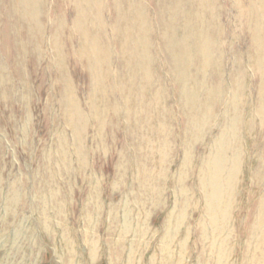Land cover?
Listing matches in <instances>:
<instances>
[{
	"label": "rangeland",
	"instance_id": "1",
	"mask_svg": "<svg viewBox=\"0 0 264 264\" xmlns=\"http://www.w3.org/2000/svg\"><path fill=\"white\" fill-rule=\"evenodd\" d=\"M122 1L0 0V264H264V0Z\"/></svg>",
	"mask_w": 264,
	"mask_h": 264
},
{
	"label": "bare ground",
	"instance_id": "2",
	"mask_svg": "<svg viewBox=\"0 0 264 264\" xmlns=\"http://www.w3.org/2000/svg\"><path fill=\"white\" fill-rule=\"evenodd\" d=\"M12 1H14V0H12ZM31 1H32V0H31ZM66 1H67V0H66ZM69 1H71V0H69ZM90 1H91V0H90ZM115 1H117V0H115ZM123 1H124V0H123ZM123 1H122V3L125 2V1H124V2H123ZM218 1H219V0H218ZM218 1H217V3H218ZM254 1H255V0H254ZM29 2H30V0H29ZM75 2H76V0H75ZM83 2H84V1H83ZM187 2H188V0H187ZM193 2H194V1H193ZM193 2H191V3L193 4ZM262 2H263V1H262ZM11 3H12V2H11ZM32 3H33V2H32ZM32 3H31V4H32ZM37 3H38V2H37ZM71 3H72V2H71ZM93 3H94V2H93ZM114 3H115V2H114ZM120 3H121V2H120ZM126 3H127V2H126ZM172 3H173V2H172ZM195 3H196V2H195ZM199 3H200V2H199ZM211 3H212V2H211ZM247 3H248V2H247ZM247 3H246V4H247ZM250 3H251V2H250ZM256 3H257V2H256ZM256 3H255V4H256ZM14 4H15V2H14ZM20 4H21V3H20ZM80 4H81V3H80ZM94 4H96V3H94ZM137 4H138V3H137ZM184 4H185V7H186V3H184ZM187 4H189V3H187ZM206 4H207V3H206ZM209 4H210V3H209ZM248 4H249V3H248ZM257 4H258V3H257ZM15 5H16V4H15ZM72 5H73V4H72ZM121 5H122V4H121ZM199 5H200V4H199ZM210 5H211V4H210ZM210 5H209V6H210ZM251 5H252V4H251ZM258 5H259V4H258ZM263 5H264V4H263ZM13 6H14V5H13ZM22 6H23V5L21 4V7H22ZM30 6H32V5H30ZM76 6H77V3H76ZM81 6L83 7V5H81ZM86 6H87V5H86ZM94 6H95V5H94ZM122 6H123V5H122ZM125 6H126V4H125ZM134 6H136V5H134ZM134 6H133V7H134ZM137 6H138V5H137ZM170 6H171V5H170ZM196 6H197V5H196ZM209 6H208V7H209ZM215 6H216V5H215ZM218 6H219V4H218ZM248 6H249V5H248ZM77 7H79V6H77ZM90 7H92V4H91ZM127 7H128V4H127ZM194 7H195V6H193V8H194ZM204 7H205V6H204ZM206 7H207V5H206ZM206 7H205V10H206ZM255 7H256V6H255ZM255 7H253L252 10H253ZM11 8H12V7H11ZM23 8H24V7H23ZM83 8H84V7H83ZM87 8H88V7H87ZM95 8H96V7H95ZM137 8H138V7H137ZM137 8H136V10H137ZM187 8H188V7H186L185 9H187ZM197 8H198V7H197ZM217 8H218V7H217ZM244 8H245V7H244ZM249 8H250V7H249ZM258 8H259V7H258ZM12 9H13V8H12ZM14 9H15V7H14ZM17 9H19V8L16 7L15 11H16ZM76 9H77V8H76ZM88 9H89V8H88ZM88 9H87V10H88ZM116 9H118V8H116ZM122 9H124V8H121V6H120V10H122ZM131 9L134 10V8H132V7H131ZM158 9H159V8H158ZM167 9H168V8H167ZM167 9H166V10H167ZM188 9H189V8H188ZM188 9H187V11H188ZM199 9H201V8H199ZM210 9H211V8H210ZM212 9H214V8H212ZM28 10H29V9H28ZM78 10L80 11V9H78ZM81 10H82V9H81ZM85 10H86V9H85ZM126 10H127V9H126ZM138 10H139V9H138ZM159 10H160V9H159ZM195 10H196V9H195ZM244 10L246 11V9H244ZM20 11H21V10H20ZM25 11H27V10H25ZM89 11H90V10H89ZM94 11H95V10H94ZM130 11H131V10H130ZM207 11H208V9H207ZM258 11H259V9H258ZM258 11H256V13H257ZM80 12H81V11H80ZM82 12L84 13V10H83ZM82 12H81V14H82ZM96 12H97V11H96ZM117 12H118V10H117ZM122 12H123V10H122ZM132 12H133V11H132ZM136 12H137V11H136ZM166 12H167V11H166ZM182 12H183V11H182ZM190 12H191V11H190ZM193 12H194V9H193ZM197 12H198V9H197ZM205 12H206V11H205ZM208 12H209V11H208ZM212 12H213V11H212ZM214 12H216V11L214 10ZM214 12H213V13H214ZM14 13H15V12H14ZM14 13H12V14H14ZM27 13H28V12H27ZM86 13H87V15H88V12H87V11H86ZM90 13L92 14V12H90ZM123 13H124V12H123ZM133 13H134V12H133ZM133 13H132V14H133ZM164 13H165V11H164ZM201 13L203 14V15H202V14H201V15L204 17V13H203V12H201ZM206 13H207V12H206ZM251 13H252V12H251ZM259 13H260V12H259ZM259 13H258V14H259ZM16 14H17V13H16ZM22 14H23V13H22ZM84 14H85V13H84ZM95 14H96V16H97V13H95ZM139 14H140V13H139ZM159 14H160V13H159ZM161 14L164 15L163 13H161ZM169 14H170V13H169ZM183 14H185V12H183ZM214 14H215V13H214ZM214 14L212 15V14L210 13V15H212V16H214ZM217 14H218V13H217ZM245 14H246V12H245ZM254 14H255V13H254ZM254 14H253V15H254ZM260 14H261V13H260ZM25 15H26V14H25ZM121 15H123V14L121 13ZM121 15H120V17H121ZM170 15H171V14H170ZM197 15H199V14H197ZM201 15H200V16H201ZM21 16H22V15H21ZM79 16H80V14H79ZM83 16H84V15H83ZM83 16H82V17H83ZM93 16H94V15H93ZM127 16H128V15H127ZM130 16H131V14H130ZM139 16H140V15H139ZM164 16H165V15H164ZM166 16H167V14H166ZM184 16H185V15H184ZM212 16H211V17H212ZM259 16H260V15H259ZM13 17H14V16H13ZM18 17H19V16H18ZM22 17H23V16H22ZM75 17H78V16H75ZM82 17H81V18H82ZM134 17H135V16H134ZM168 17H169V15H168ZM178 17H180V15H179ZM178 17H177V18H178ZM181 17H182V15H181ZM197 17H198V16H197ZM203 17H202V18H203ZM255 17H256V15H255ZM260 17H261V16H260ZM23 18H24V17H23ZM26 18H27V17H26ZM121 18L123 19V17H121ZM127 18H128V17H127ZM135 18H137V17H135ZM138 18H139V17H138ZM140 18H141V17H140ZM159 18H160V17H159ZM194 18H195V17H194ZM19 19H20V18H19ZM21 19H22V18H21ZM75 19H77V18H75ZM78 19H79V18H78ZM94 19H95V18H94ZM124 19H125V18H124ZM141 19H142V18H141ZM160 19H161V18H160ZM168 19H169V18H168ZM168 19H167V20H168ZM191 19H192V17H191ZM214 19H217V18H214ZM250 19H252V18H250ZM256 19H257V18H256ZM25 20H26V19H25ZM117 20H118V19H117ZM138 20H139V19H138ZM178 20H179V18H178ZM180 20H181V19H180ZM184 20H186V18H185ZM184 20H183V21H184ZM193 20H194V19H193ZM212 20H213V17H212ZM212 20H211V21H212ZM254 20H255V19H254V16H253V22H254ZM259 20H262V19L260 18ZM26 21H28V20H26ZM118 21L121 22L122 20H118ZM123 21H124V20H123ZM128 21H129V19H128ZM162 21H163V20H162ZM164 21H166V20H164ZM183 21H182V22H183ZM186 21H187V20H186ZM202 21H204V18H203ZM202 21H201V23H202ZM250 21H251V20H250ZM255 21L257 22V20H255ZM263 21H264V20H263ZM29 22H30V20H29ZM76 22L78 23V21H76ZM130 22H131V21H130ZM130 22L127 23V24L129 25ZM166 22H167V21H166ZM177 22H179V21H177ZM182 22H180V25H181V26H183V25H182ZM195 22H196V20H195ZM195 22H193V24H194ZM253 22H252V25H253ZM116 23H117V25L119 24L118 22H116ZM123 23H124V22H123ZM125 23H126V21H125ZM131 23H132V22H131ZM175 23H176V22H175ZM211 23H212V22H211ZM83 24H84V23H83ZM83 24L81 23V25H83ZM140 24H141V22H140ZM140 24H139V25H140ZM168 24H169V20H168L167 25H168ZM176 24H177V23H176ZM213 24H214V20H213ZM215 24H216V23H215ZM217 24H218V23H217ZM217 24H216V25H217ZM243 24H244V23H243ZM3 25H4V24H3ZM3 25H2V26H3ZM15 25H16V24H15ZM20 25H21V24H20ZM26 25H27V24H26ZM28 25H29V24H28ZM81 25L79 24V27H80ZM120 25H121V24H120ZM124 25H126V24H124ZM124 25L122 26V28L124 27ZM130 25H131V24H130ZM135 25H136V24L131 25V28H134V27H132V26H135ZM164 25H165V24H164ZM174 25H175V24H173V26H174ZM191 25H192V24H191ZM250 25H251V24H250ZM256 25H257V23H256ZM256 25H255V26H256ZM259 25H260V24H259ZM261 25H262V24H261ZM29 26H30V25H29ZM31 26H32V23H31ZM73 26L76 27L77 24L72 25V28H73ZM181 26H180V27H181ZM201 26H202V25H201ZM203 26H204V25H203ZM209 26H210V25H209ZM61 27H62V26H61ZM79 27L77 26V28H79ZM84 27H85V26H84ZM125 27H126V26H125ZM138 27H140V26H138ZM142 27H143V26H142ZM175 27H176V26H175ZM219 27H220V26H219ZM257 27H259V26H257ZM26 28H28V27L26 26ZM80 28H81V27H80ZM80 28H79V29H80ZM166 28H167V27H166ZM181 28H182V27H181ZM202 28L204 29V27H202ZM249 28H250V26H249ZM251 28H252V27H251ZM253 28H254V27H253ZM263 28H264V27H263ZM1 29H2V28H1ZM21 29H22V28H21ZM74 29H75V28H74ZM74 29H73V30H74ZM79 29H76V30L78 31ZM81 29H82V28H81ZM120 29H121V28H120ZM127 29H128V28H127ZM136 29H137V28H135V30H136ZM141 29H142V28H141ZM178 29H179V28H178ZM178 29L176 28V30H178ZM191 29H192V28H191ZM194 29H195V28H194ZM200 29H201V28H200ZM210 29H212V27H210ZM215 29H216V28H215ZM215 29H214V30H215ZM17 30H19V29H17ZM60 30H61V29H60ZM123 30H124V29H123ZM133 30H134V29H133ZM176 30H175V31H176ZM207 30H208V29H207ZM223 30H224V29H223ZM223 30H222V31H223ZM61 31H62V30H61ZM74 31H75V30H74ZM165 31H166V29H165ZM211 31H212V30H211ZM218 31H219V29H218ZM78 32H79V31H78ZM78 32H77V33H78ZM126 32H127V31H126ZM191 32H192V30H191ZM208 32H209V31H208ZM251 32H252V29H251ZM257 32H258V31H257ZM70 33H71V29H70ZM79 33H80V32H79ZM79 33H78V34H79ZM130 33H132V32H130ZM149 33H150V32H149ZM160 33H161V31H160ZM176 33H177V31H176ZM182 33H183V31H182ZM182 33H181V34H182ZM218 33H219V32H218ZM222 33H223V32H222ZM68 34H69V33H68ZM123 34H125V33H123ZM126 34H127V33H126ZM134 34H135V33H134ZM190 34H191V33H190ZM190 34H189V35H190ZM211 34H212V33H211ZM213 34H214V33H213ZM215 34H216V33H215ZM258 34H259V33H258ZM258 34H257V35H258ZM147 35H148V34H147ZM160 35H161V34H160ZM182 35H183V34H182ZM259 35H260V34H259ZM71 36H72V34H71ZM79 36H80V34H79ZM79 36H78V37H79ZM95 36H96V38H97V35H95ZM121 36H122V35H121ZM130 36H131V35H130ZM158 36H159V35H158ZM215 36H216V35H215ZM215 36H214V37H215ZM81 37H82V36H81ZM124 37H125V36L123 35V38H124ZM133 37H134V36H133ZM177 37H178V35H177ZM207 37H208V36H207ZM217 37H218V36H217ZM249 37H250V35H249ZM251 37H252V36H251ZM251 37H250V38H251ZM1 38H2V37H1ZM79 38H80V37H79ZM84 38H85V36H84ZM87 38H88V37H87ZM131 38H132V36H131ZM161 38H162V37H161ZM209 38H210V37H209ZM80 39H81V38H80ZM134 39H135V37H134ZM162 39H163V38H162ZM178 39H180V38H178ZM178 39H176V40H178ZM190 39H191V38H190ZM201 39H202V37H201ZM251 39H252V38H251ZM251 39H250V40H251ZM68 40H69V39H68ZM82 40H83V39H82ZM105 40H106V39H105ZM121 40H122V38H121ZM123 40H124V39H123ZM181 40H182V37H181ZM191 40H192V39H191ZM210 40H211V38H210ZM215 40H216V37H215ZM250 40H249V41H250ZM259 40H260V39H259ZM263 40H264V39H263ZM128 41H129V40H128ZM136 41H137V38H136ZM207 41H208V39H207ZM251 41H252V40H251ZM78 42H79V41H78ZM81 42H82V41H81ZM81 42H80V43H81ZM83 42H84V41H83ZM86 42H87V41H86ZM88 42H90V40H89ZM95 42H96V41H95ZM133 42H134V41H133ZM208 42H211V41H208ZM261 42H262V41H261ZM124 43H125V42H124ZM15 44L18 45L17 43H15ZM85 44H86V43H85ZM95 44H96V43H95ZM126 44H127V43H126ZM137 44H138V43H137ZM163 44L165 45V41H163ZM191 44H192V43H191ZM217 44H218V43H217ZM222 44H223V43H222ZM250 44H251V43H250ZM257 44H258V43H257ZM87 45H88V44H87ZM182 45H183V44H182ZM204 45H205V44H204ZM208 45H209V44H208ZM208 45H207V46H208ZM210 45H211V44H210ZM19 46H20V44H19ZM132 46H133V45H132ZM254 46H255V45H254ZM212 47H213V46H212ZM22 48H23V47H22V45H21V49H22ZM54 48H56V47H54ZM192 48H193V46H192ZM206 48H207V47H206ZM214 48H215V47H214ZM216 48H217V47H216ZM219 48H220V47H219ZM79 49H80V48H79ZM86 49H87V47H86ZM93 49H95V47H94ZM133 49H134V47H133ZM193 49H194V48H193ZM225 49H226V48H225ZM135 50H136V49H135ZM206 50H207V49H206ZM219 50H220V49H219ZM79 51H80V50H79ZM88 51H90V50H88ZM88 51H87V53H88ZM105 51H107V50L105 49ZM208 51H209V50H208ZM22 52H23V51H22ZM96 52H97V48H96ZM98 52H100V51H98ZM103 52H104V51H103ZM119 52H120V51H119ZM206 52H207V51H206ZM209 52H210V51H209ZM209 52H208V53H209ZM213 52H214V51H213ZM108 53H109V52H108ZM224 53H225V51H224ZM22 54H23V53H22ZM59 54H61L60 50H59ZM82 54H83V53H82ZM93 54H94V53H93ZM95 54H96V53H95ZM104 54H105V53H104ZM104 54H103V55H104ZM205 54H206V53H205ZM218 54H219V53H218ZM221 54H223V53H221ZM72 55H74V54H72ZM192 55H193V54H192ZM202 55H203V54H202ZM58 56H59V55H58ZM62 56H63V55H62ZM122 56H123V55H122ZM206 56H207V54H206ZM215 56H216V55H214V57H215ZM0 57H1V56H0ZM73 57H74V56H73ZM89 57H91V56H89ZM193 57H194V55H193ZM220 57H221V56H220ZM74 58H75V57H74ZM91 58H92V57H91ZM95 58H96V56H95ZM259 58H260V56H259ZM263 58H264V57H263ZM3 59H4V58H3ZM62 59H63V58H62ZM92 59H93V58H92ZM96 59H97V58H96ZM193 59H194V58H193ZM73 60H74V59H73ZM93 60H94V59H93ZM105 60H106V59H105ZM202 60H203V59H202ZM213 60H214V59H213ZM245 60H246V59H245ZM56 61H57V60H56ZM59 61H60V60H59ZM74 61H75V60H74ZM95 61H96V60H95ZM126 61H127V60H126ZM206 61H208V59H207ZM218 61H219V60H218ZM0 62H1V61H0ZM2 62H3V61H2ZM57 62H58V61H57ZM60 62H61V61H60ZM98 62H99V61H98ZM124 62H125V61H124ZM193 62H194V60H193ZM237 62H238V61H237ZM58 63H59V62H58ZM90 63H92V62H90ZM93 63L95 64L94 61H93ZM99 63H100V62H99ZM103 63H104V61H103ZM190 63H191V62H190ZM228 63H229V62H228ZM239 63H240V62H239ZM191 64H192V63H191ZM205 64H206V62H205ZM207 64H208V63H207ZM246 64H247V63H246ZM15 65H16V64H15ZM60 65H61V63H60ZM95 65H96V64H95ZM217 65H218V63H217ZM238 65H239V64H238ZM5 66H6V65H5ZM91 66H92V65H91ZM99 66H100V65H99ZM103 66H106V64L103 65ZM124 66H126V65L124 64ZM192 66H193V65H192ZM196 66H197V65H196ZM210 66L213 67V65H210ZM233 66H234V65H233ZM60 67L63 68L62 65H61ZM126 67H128V66H126ZM16 68H17V67H16ZM93 68H94V67H93ZM203 68H204V67H203ZM209 68H210V67H209ZM214 68H215V67H214ZM221 68H222V67H221ZM247 68H248V67H247ZM94 69H96V67H95ZM94 69H92V71H93ZM97 69H98V68H97ZM106 69H107V68H105V70H106ZM127 69H128V68H127ZM218 69H219V68H218ZM258 69H259V68H258ZM58 70H59V69H58ZM102 70H103V69H102ZM107 70H108V69H107ZM189 70H190V69H189ZM192 70H194V69H192ZM195 70H196V68H195ZM208 70H209V69H208ZM211 70H212V69H211ZM216 70H217V69H216ZM216 70H215V71H216ZM127 71H128V70H127ZM190 71H191V70H190ZM203 71H205V70L203 69ZM203 71H202V72H203ZM212 71H213V70H212ZM215 71H214V72H215ZM260 71H261V70H260ZM94 72H95V73H96V72L98 73L99 71H96V70H95ZM100 72H101V71H100ZM103 72H104V71H102L101 73H103ZM105 73H106V72H105ZM259 73H261V72H259ZM129 74H130V73H129ZM190 74H191V73H190ZM215 74H216V73H215ZM254 74H255V73H254ZM263 74H264V73H263ZM199 75H200V74H199ZM186 76H187V75H186ZM197 76H198V74H197ZM127 77H128V76H127ZM214 77H215V75H214ZM259 77H260V74H259ZM124 78H125V77H124ZM131 78H132V77H131ZM131 78H130V79H131ZM178 78H179V77H178ZM199 78H200V77H199ZM133 79H134V78H133ZM189 79H190V78H189ZM209 79H210V81H211L212 78L209 77ZM209 79H208V80H209ZM238 79H239V78H238ZM125 80H126V79H124V82H125ZM202 80H203V79H202ZM215 80H216V78H215ZM100 81H101V80H100ZM131 81H132V79H131ZM210 81H209V82H210ZM212 81H213V79H212ZM205 82H206V79H205ZM205 82H204V83H205ZM237 82H238V81H237ZM63 83H64V82H63ZM65 83H66V82H65ZM201 83H202V81H201ZM211 83H212V82H211ZM32 84H33V83H32ZM66 84H67V83H66ZM66 84H65V85H66ZM205 84H206V83H205ZM212 84H213V83H212ZM217 84H218V83H217ZM101 85H103V84L101 83ZM101 85H100V86H101ZM124 85H125V84H124ZM184 85H187V84L184 83ZM230 85H231V84H230ZM121 86H122V85H121ZM180 86H181V85H180ZM189 86H190V84H189ZM205 86H206V85H205ZM205 86H204V88H205ZM215 86H216V85H215ZM259 86H260V85H259ZM66 87H67V86H66ZM187 87H188V86H187ZM187 87H186V88H187ZM69 88H70V87H69ZM208 88H209V87H208ZM216 88H217V87H216ZM158 89H159V88H158ZM158 89H157V90H158ZM66 90H67V89H66ZM131 90H132V89H131ZM202 90H203V89H202ZM68 91H69V90H68ZM68 91H67V92H68ZM128 92H129V91H128ZM130 92H131V91H130ZM65 93H66V92H65ZM69 93H70V92H69ZM109 93H110V92H109ZM125 93H126V90H125ZM136 93H137V92H136ZM156 93H157V92H156ZM216 93H217V92H216ZM230 93H231V92H230ZM236 93H237V92H236ZM123 94H124V92H123ZM128 94H129V93H128ZM134 94H135V93H134ZM134 94H133V95H134ZM157 94H158V93H157ZM62 95H64V93H63ZM65 95H66V94H65ZM126 95H127V93H126ZM162 95H163V93H162ZM184 95H185V94H184ZM200 95H201V93H200ZM229 95H230V94H229ZM70 96H71V93H70ZM131 96H132V95H131ZM156 96H157V95H156ZM203 96H205V95L203 94ZM220 96H222V95H220ZM62 97L65 98L66 96H65V97L62 96ZM67 97H68V96H67ZM72 97H73V96H72ZM133 97H135V96H133ZM184 97H185V96H184ZM68 98H71V97H68ZM126 98H127V97H126ZM128 98H129V97H128ZM156 98H157V97H156ZM123 99H124V98H123ZM135 99H136V98H135ZM214 99H215V98H214ZM220 99H221V98H220ZM64 100H65V99H64ZM70 100H71V99H70ZM102 100H103V98H102ZM68 101H69V100H68ZM144 101H145V100H144ZM215 101H216V100H215ZM71 102H72V101H70V103H71ZM73 102H74V101H73ZM122 102H123V100H122ZM141 102H142V101H141ZM146 102H148V101H146ZM157 102H158V101H157ZM162 102H163V101H162ZM68 103H69V102H68ZM123 103H124V102H123ZM123 103H122V104H123ZM128 103H129V102H128ZM135 103H136V102H135ZM135 103H134V104H135ZM137 103H138V102H137ZM137 103H136V104H137ZM164 103H165V102H164ZM72 104H75V103H72ZM136 104H135V105H136ZM141 104H142V103H141ZM150 104H151V103H150ZM162 104H163V103H162ZM78 105H79V104H78ZM135 105H134V107H135ZM144 105H145V103L143 104V106H144ZM146 105H147V104H146ZM211 105H213V104H211ZM65 106H66V105H65ZM71 106H72V105H71ZM75 106H76V105H75ZM129 106H130V104H129ZM143 106H141V107H143ZM148 106H149V105H148ZM156 106H157V105H156ZM216 106H217V104H216ZM63 107H64V106H63ZM69 107H70V105H69ZM73 107H74V106H73ZM77 107H78V106H77ZM134 107H133V108H134ZM141 107H140V108H141ZM74 108H75V107H74ZM106 108H107V107H106ZM128 108H129V107H128ZM145 108H146V107H145ZM149 108H150V107H149ZM149 108H148V109H149ZM161 108H162V106H161ZM62 109H63V108H62ZM156 109L158 110V108H156ZM221 109H222V108H221ZM66 110H67V109H66ZM71 110H73V109H71ZM76 110H77V109H75V111H76ZM107 110H108V109H107ZM125 110H126V108H125ZM143 110H145V109H143ZM143 110H142V111H143ZM215 110H216V109H215ZM68 111H69V110H68ZM68 111H66V112H68ZM75 111H74V113H75ZM162 111H163V110H162ZM196 111H197V110H196ZM64 112H65V111H64ZM70 112H71V111H70ZM105 112H106V111H105ZM129 112H131V111H129ZM133 112H134V109H133ZM145 112H146V111H145ZM214 112H215V111H214ZM71 113H72V112H71ZM98 113H99V112H98ZM139 113H140V112H139ZM143 113H144V112H143ZM146 113H148V112H146ZM146 113H144L145 115H144V114H142V115L146 116V115H147ZM152 113H153V112H152ZM163 113H165V112L163 111ZM193 113H194V112H193ZM61 114H62V113H61ZM132 114H134V113H132ZM132 114H131V115H132ZM157 114H158V113H157ZM217 114H218V113H217ZM75 115H78V113L74 114V116H75ZM90 115H91V114H90ZM131 115H130V117H131ZM142 115H141V118H142ZM162 115H163V114H162ZM208 115H209V114H208ZM226 115H227V114H226ZM66 116H67V115H66ZM81 116H82V115H81ZM132 116H133V115H132ZM134 116H135V115H134ZM160 116H161V114H160ZM160 116H159V121H160V118H161ZM164 116H165V115H164ZM91 117H93V115H91ZM126 117H127V116H126ZM130 117H129V118H130ZM66 118H67V117H66ZM131 118H132V117H131ZM143 118H145V117H143ZM143 118H142V119H143ZM162 118H163V117H162ZM193 118H194V117H193ZM77 119H78V118H77ZM94 119H96V117H95ZM97 119H98V118H97ZM126 119H127V118H126ZM139 119H140V118H139ZM139 119H138V120H139ZM153 119H154V118H153ZM157 119H158V118H157ZM71 120H72V123H73V119H71ZM75 120H76V119H75ZM83 120H84V119H83ZM99 120H100V118H99ZM116 120H117V119H116ZM131 120H132V119H131ZM135 120H136V119H135ZM145 120H146V119H145ZM150 120H151V119L149 118V121H148V120H146V121H148V122L150 123ZM67 121H68V120H67ZM129 121H130V120H129ZM154 121H155V120H154ZM157 121H158V120H157ZM159 121H158V122H159ZM162 121H163V119H162ZM164 121H165V120H164ZM104 122H105V121H104ZM130 122H131V121H130ZM152 122H153V121H152ZM146 123H147V122H146ZM149 123H148V124H149ZM131 124H132V123H131ZM131 124H129V125H131ZM144 124H145V123H144ZM148 124H147V125H148ZM162 124H163V123H162ZM68 125H69V124H68ZM98 125H99V123H98ZM98 125H96V126H98ZM104 125H105V124H104ZM107 125H108V123H107ZM109 125H110V124H109ZM109 125H108V126H109ZM102 126H103V125H102ZM132 126H133V125H132ZM188 126H189V125H188ZM106 127H107V126H106ZM128 127H129V126H128ZM150 127H151V125H150ZM209 127H210V126H209ZM96 128H97V127H96ZM102 128H103V127H102ZM104 128H105V127H104ZM130 128H131V127H130ZM134 128H135V127H134ZM155 128H156V127H155ZM97 129H98V128H97ZM97 129H96V130H97ZM151 129H152V127H151ZM161 129H162V128H161ZM186 129H187V128H186ZM99 130H102V129L100 128ZM141 130H142V129H141ZM141 130H140V131H141ZM146 130H148V129H146ZM146 130H145V131H146ZM219 130H220V129H219ZM140 131H138V132L140 133V135H142V133H141ZM149 131H150V130H149ZM151 131H152V130H151ZM159 131H160V129H159ZM136 132H137V131H136ZM142 132H143V131H142ZM147 132H148V131H147ZM235 132H236V131H235ZM149 133H150V132H149ZM135 134H136V133H135ZM156 134H157V132H156ZM97 135H99V134H97ZM137 135H139V134H137ZM137 135H136V136H137ZM144 135H145V134H144ZM149 135H150V134H149ZM234 135H235V134H234ZM145 136H146V135H145ZM145 136H141V138H140L139 136H138V137H139L140 139H142V137H144V138L146 139ZM156 136H157V135H156ZM159 136H160V135H159ZM162 136H163V135H162ZM187 136H188V135H187ZM96 137H97V136H96ZM158 138H159V137H158ZM166 138H167V137H166ZM169 138H171V137H169ZM169 138H168V140H169ZM161 139H163V138H161ZM172 139H173V138H172ZM146 140H149V138H147ZM151 140H152V139H151ZM142 141H143V140H142ZM144 141H145V140H144ZM144 141H143V142H144ZM173 141H174V140H173ZM222 141H223V140H222ZM162 142H163V141H162ZM133 143L135 144V142H133ZM158 143H159V142H158ZM163 143H164V142H163ZM172 143H173V142H172ZM143 144H144V143H143ZM151 144H152V142H151ZM151 144H150V145H151ZM161 144H162V143H161ZM161 144H156V145H161ZM136 145H137V144H136ZM141 145H142V144H141ZM231 145H232V144H231ZM139 146H140V145H139ZM147 146H148V144H147ZM193 146H194V145H193ZM224 146H225V145H224ZM141 147H142V146H141ZM143 147H144V146H143ZM183 147H184V146H183ZM212 147H213V146H212ZM139 148H140V147H139ZM170 148H172V147H170ZM186 148H187V147H186ZM190 148H193V147L190 146ZM137 150H138V148H137ZM229 150H230V149H229ZM141 151H143V150H141ZM146 151H147V149H146ZM190 151H191V150H190ZM139 152H140V151L138 150L137 153H139ZM156 152H157V150H156ZM172 152H173V151H172ZM145 153H146V152H145ZM145 153L143 152L144 157H145V156H148V155H145ZM173 153H174V152H173ZM223 153H224V152H223ZM261 153H263V152H261ZM140 154H141V152H140ZM150 154H151V153H150ZM155 154H156V153H155ZM211 154H212V153H211ZM228 154H230V153H228ZM156 155H157V154H156ZM156 155H155V156H156ZM135 156H136V155H135ZM142 156H143V155H142ZM142 156H141V157H142ZM151 156H152V154H151ZM185 156H186V155H185ZM229 156H230V155H229ZM149 158H150V157H149ZM137 159H138V157H137ZM141 159H142V161H144V160H143L144 158H140V160H137V161L139 162V161H141ZM147 159H148V158H147ZM147 159H145V160H147ZM151 159H152V158H151ZM151 159H150V160H151ZM185 159H186V158H185ZM148 161H149V160H148ZM148 161H147V162H148ZM151 161H152V160H151ZM209 161H210V160H209ZM149 162H150V161H149ZM218 162H219V161H218ZM218 162H217V163H218ZM124 163H125V162H124ZM140 163H141V162H140ZM140 163H139V164H140ZM144 163H145V162H144ZM156 163H157V162H156ZM219 163H220V162H219ZM136 164H137V163H136ZM145 164H146V163H145ZM186 164H188V163H186ZM124 165H125V164H124ZM140 165H141V164H140ZM150 165H151V164H150ZM222 165H223V164H222ZM137 166H138V164H137ZM143 166H144V165H143ZM153 166H154V165H153ZM153 166H151V167H153ZM216 166H217V165H216ZM141 167H142V166H141ZM146 167H147V165H146ZM149 167H150V166H149ZM149 167H148V168H149ZM261 167H262V166H261ZM148 168H145V169L147 170ZM157 168H159V167L157 166ZM145 169H144V170H145ZM180 169H181V168H180ZM141 170H142V169H141ZM146 170H145V171H146ZM186 170H187V169H186ZM160 171H161V170H160ZM201 172H202V171H201ZM204 172H205V171H204ZM141 173H142V172H141ZM146 174H147V173H146ZM219 174H220V173H219ZM143 176H144V174H143ZM151 176H152V175H151ZM146 177L148 178L147 175H145V178H146ZM155 177H158V176H155ZM202 177H204V173H203ZM149 178H150V177H149ZM149 178H148V179H149ZM152 178H153V177H152ZM139 179H140V178H139ZM148 179H147V180H148ZM157 179H158V178H157ZM150 180H151V179H150ZM221 180H222V179H221ZM151 181H152V180H151ZM151 181H148V183H149V182L151 183ZM155 181H156V180H155ZM158 181H159V180H158ZM186 181H187V180H186ZM200 181H201V180H200ZM159 182H160V181H159ZM159 182H157V184H158ZM258 183H259V182H258ZM152 184H154V183L152 182ZM152 184H151V185H152ZM155 184H156V183H155ZM155 184H154V185H155ZM214 185H215V184H214ZM154 188H155V186H154ZM145 189H146V188H145ZM147 189L149 190L150 188H147ZM199 189H200V188H199ZM213 189H214V191L216 190V188H214V187H213ZM155 190H156V189H155ZM146 191H147V190H146ZM152 192H153V191H152ZM156 192H157V191H156ZM230 192H231V191H230ZM147 193L149 194L150 192H147ZM151 194H152V193H151ZM211 194H212V193H211ZM156 195H157V193H156ZM147 196H148V195H147ZM149 196H150V195H149ZM178 196H179V195H178ZM218 196H219V195H218ZM154 197L156 198V196H154ZM154 197H153V198H154ZM178 198H179V197H178ZM178 198H177V199H178ZM219 198H220V197H219ZM156 199H157V198H156ZM157 201H158V200H157ZM181 201H182V199H181ZM140 203H141V202H140ZM192 205H193V204H192ZM196 205H197V204H196ZM182 209H183V208H182ZM194 210H195V208H194ZM181 211H182V210H181ZM214 211H215V210H214ZM185 212H186V210H185ZM225 214H226V213H225ZM178 215H179V214H178ZM226 215H227V214H226ZM229 215H230V214H229ZM179 216H180V215H179ZM198 216H199V215H198ZM213 217H214V216H213ZM215 217H216V216H215ZM215 217H214V218H215ZM219 217H220V216H219ZM180 218H181V217H180ZM214 218H212V220H213ZM224 219H225V218L223 217V220H224ZM198 220H199V219H198ZM263 220H264V219H263ZM221 221H222V220H221ZM228 221H229V220H228ZM194 222H195V221H194ZM198 222H199V221H198ZM217 224H218V223H216V225H217ZM252 225H253V224H252ZM219 226H220V225H219ZM219 226H218V228L221 227V226H220V227H219ZM177 228H178V227H177ZM255 228H256V227H255ZM175 229H176V228H175ZM197 229H198V228H197ZM262 230H263V229H262ZM170 231H171V230H170ZM255 232H256V231H255ZM224 233H225V232H224ZM235 236H236V235H235ZM225 237H226V236H225ZM250 244H251V243H250ZM239 246H240V245H239ZM211 249H212V248H211ZM213 253H214V252H213ZM225 254H226V253H225ZM71 255H72V254H71ZM212 259H213V258H212ZM224 260H225V259H224Z\"/></svg>",
	"mask_w": 264,
	"mask_h": 264
}]
</instances>
